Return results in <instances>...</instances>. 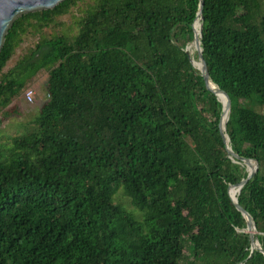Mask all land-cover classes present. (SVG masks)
I'll return each mask as SVG.
<instances>
[{"label":"trees","instance_id":"trees-1","mask_svg":"<svg viewBox=\"0 0 264 264\" xmlns=\"http://www.w3.org/2000/svg\"><path fill=\"white\" fill-rule=\"evenodd\" d=\"M83 1L22 16L0 51V123L47 73L32 130L0 139V264H264L228 195L247 173L184 51L198 0H91L75 35L40 38L7 69L30 30ZM202 18L229 146L258 167L236 198L264 252V0H203Z\"/></svg>","mask_w":264,"mask_h":264},{"label":"water","instance_id":"water-1","mask_svg":"<svg viewBox=\"0 0 264 264\" xmlns=\"http://www.w3.org/2000/svg\"><path fill=\"white\" fill-rule=\"evenodd\" d=\"M66 0H0V51L3 47L5 37L8 34L9 30L11 29L13 23L21 18L24 15L28 14H34L38 12H44V11H50L53 10L55 7L60 5ZM198 10L196 13L195 21H200V29H199V40L196 41L195 39V32L193 29V40L189 44L194 45V53L193 55L190 54L188 51L187 45L185 48V53L191 63V65L196 68L199 72L201 77L203 78L204 82L210 86H214L215 89L212 87L210 88V91L214 94L216 97V100L218 103H220L222 107V116L219 121V135L225 145V150L227 153V156L232 159V161L241 167L245 168V171L247 173V177L243 180H241L238 184L231 186L228 189V195L229 198L234 206V208L241 214L243 219L246 223V228L244 230L245 233L248 234L251 246L250 251L251 253L253 251H258L261 253L264 257V252L261 249V246L256 239L257 232L256 227L254 224V221L252 217L244 211L238 204L236 196H232L230 193L231 189H236L237 195L240 193L242 187L256 174L257 172V165L253 161L240 157L236 153H234L230 146H229V140L226 135V125L230 117V103L225 98L220 99L219 95H223L222 92L218 89L216 85H214L208 75V72L206 70V66L203 59V47H202V27H203V18H202V6H203V0H198ZM194 54L197 55V60L193 59ZM199 64L198 67L195 66V64Z\"/></svg>","mask_w":264,"mask_h":264},{"label":"rangeland","instance_id":"rangeland-1","mask_svg":"<svg viewBox=\"0 0 264 264\" xmlns=\"http://www.w3.org/2000/svg\"><path fill=\"white\" fill-rule=\"evenodd\" d=\"M91 6H93V2L91 0H84L72 9L68 15L56 19L52 26L44 29L41 33H35L30 30L27 35L24 36L22 45L16 50L12 60L7 66V69L11 68L19 58L28 52V50L33 49L40 38L48 39L60 34L68 36L75 35L78 31L76 25L78 19ZM46 80L47 73L41 71L37 74L33 81L27 84V86L20 92L19 96L9 107V109L12 108L15 111L14 114L0 123V139H5L11 136H21L32 130L29 125L37 116L46 99L44 90ZM26 89H32L35 93L32 103H27L25 101L24 91ZM114 199L116 204H120L122 207L126 208V211L136 220H141V212L130 205L129 199L124 195L121 189L117 190Z\"/></svg>","mask_w":264,"mask_h":264},{"label":"bare ground","instance_id":"bare-ground-1","mask_svg":"<svg viewBox=\"0 0 264 264\" xmlns=\"http://www.w3.org/2000/svg\"><path fill=\"white\" fill-rule=\"evenodd\" d=\"M199 29H200V21L199 20H197L196 22H195V24H194V32H195V40L196 41H198L199 40ZM188 51L190 52V54L191 55H193V53H194V45L193 44H191L189 47H188ZM195 66L196 67H198L199 66V64H197V62H196V64H195ZM213 89H215L214 88V86H212V85H210ZM219 98L220 99H225V97L223 96V95H219ZM231 193V195L232 196H236L237 195V191H236V189H231V191H230Z\"/></svg>","mask_w":264,"mask_h":264},{"label":"built area","instance_id":"built-area-1","mask_svg":"<svg viewBox=\"0 0 264 264\" xmlns=\"http://www.w3.org/2000/svg\"><path fill=\"white\" fill-rule=\"evenodd\" d=\"M34 91L32 89H26L24 91V97H25V101L27 103H32L33 102V99H34ZM0 120H1V117H0Z\"/></svg>","mask_w":264,"mask_h":264}]
</instances>
